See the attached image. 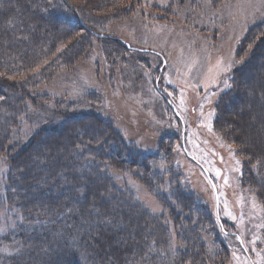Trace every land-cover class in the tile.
I'll return each mask as SVG.
<instances>
[{"label":"rangeland","instance_id":"obj_1","mask_svg":"<svg viewBox=\"0 0 264 264\" xmlns=\"http://www.w3.org/2000/svg\"><path fill=\"white\" fill-rule=\"evenodd\" d=\"M70 2L78 10H91L87 0ZM50 4L76 21L59 0ZM88 12L98 36L77 31L88 45L85 57L38 90L42 101L24 114L13 143L25 145L43 126L62 123L60 110L68 116L98 112L126 143L151 158V172L168 171L167 176L152 177L154 184L164 185L160 192L168 201L179 185H190L188 193L199 211L189 215L190 226L207 234L202 245L217 235L214 242L224 264H264V207L255 189L244 185L240 146L221 128L230 126L229 132L236 133L242 126L244 138L252 140V127L264 120V89L257 79L264 72L251 70L256 65L264 69V58L253 57L252 66L243 71L241 99L234 79L248 60L242 48L252 52L249 36L264 25V0H104ZM224 96L227 107L221 104ZM256 162L250 168L259 173L256 183L262 185L264 169L259 172ZM5 171L0 159V178ZM128 177L114 175L119 185L127 184L135 198L148 205L166 237L164 251L150 242L156 254L133 264H155L161 253L166 264H177L176 250L187 249L181 228L189 221L171 219V214L178 216L173 204L164 209L138 181L127 183ZM3 183L0 180V192ZM17 223L15 217L8 221L0 214V264L19 253L22 235L38 227Z\"/></svg>","mask_w":264,"mask_h":264},{"label":"trees","instance_id":"obj_2","mask_svg":"<svg viewBox=\"0 0 264 264\" xmlns=\"http://www.w3.org/2000/svg\"><path fill=\"white\" fill-rule=\"evenodd\" d=\"M59 1L75 14L76 21L66 19L51 0H0V159L7 167L0 178L5 183L0 192V214L8 221L15 217L17 226H38L21 236L19 253L3 264H133L155 253L148 247L150 242L154 247L159 245L156 250L164 251L163 224L155 220L145 202L135 198L127 184H118L115 174L129 176L127 183L138 181L164 209L173 204L178 216L170 217L177 223L189 221L181 228L187 239L182 245L187 249L176 250L177 264H224L214 242L218 236L209 239L210 249L209 243L202 245L207 234L190 226L193 218L189 215L198 211L188 193L190 185H179L168 201L160 192L164 185L152 182L158 174L149 170L151 158L126 143L113 123L98 112L68 116L60 110L57 115L64 118L62 123L43 126L25 145L13 143V132L24 114L42 101L38 90L52 83L60 72L73 70L85 57L88 45L78 32L98 36L87 15L104 0H87L91 10H78L70 0ZM249 37L254 49L245 52L242 48L248 60L234 77L239 99L243 96V71L252 66L253 57L264 58V25L256 27ZM251 70L264 72L257 65ZM261 76L257 79L264 89ZM225 98L221 104L227 107ZM260 116L264 118V111ZM257 124L252 127V140L244 138L242 126L239 133H230V126L221 124V128L223 135L227 132L240 146L246 168L244 185L255 189L264 207V181L257 184L259 173L250 168L258 160L259 172L264 169V120ZM81 230L85 232L78 236ZM160 256L155 264H166L164 255Z\"/></svg>","mask_w":264,"mask_h":264},{"label":"snow or ice","instance_id":"obj_3","mask_svg":"<svg viewBox=\"0 0 264 264\" xmlns=\"http://www.w3.org/2000/svg\"><path fill=\"white\" fill-rule=\"evenodd\" d=\"M227 86H229V85L226 84V87H227ZM210 130H211V129H210ZM237 163H239V162H237Z\"/></svg>","mask_w":264,"mask_h":264}]
</instances>
